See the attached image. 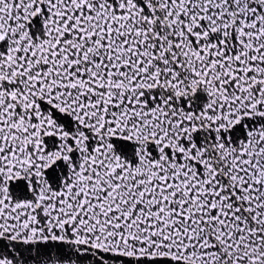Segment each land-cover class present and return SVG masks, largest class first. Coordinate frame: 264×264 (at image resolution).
Masks as SVG:
<instances>
[{
  "label": "snow or ice",
  "instance_id": "snow-or-ice-1",
  "mask_svg": "<svg viewBox=\"0 0 264 264\" xmlns=\"http://www.w3.org/2000/svg\"><path fill=\"white\" fill-rule=\"evenodd\" d=\"M0 264H264V0H0Z\"/></svg>",
  "mask_w": 264,
  "mask_h": 264
}]
</instances>
